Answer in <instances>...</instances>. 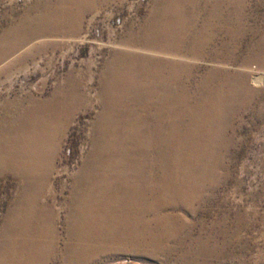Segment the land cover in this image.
<instances>
[{
	"label": "rangeland",
	"instance_id": "rangeland-1",
	"mask_svg": "<svg viewBox=\"0 0 264 264\" xmlns=\"http://www.w3.org/2000/svg\"><path fill=\"white\" fill-rule=\"evenodd\" d=\"M0 39V264H264V0H0Z\"/></svg>",
	"mask_w": 264,
	"mask_h": 264
},
{
	"label": "bare ground",
	"instance_id": "bare-ground-1",
	"mask_svg": "<svg viewBox=\"0 0 264 264\" xmlns=\"http://www.w3.org/2000/svg\"><path fill=\"white\" fill-rule=\"evenodd\" d=\"M60 2H62V1H60ZM76 2H77V0H76ZM64 3H65V1H64ZM61 4H62V3H61ZM61 4H60V5H61ZM66 5H67V3H66ZM69 5H70V4H69ZM73 5H74V4H73ZM45 7H46V6H45ZM78 7H79V6H78ZM45 9H46V8H45ZM52 9H53V8H52ZM52 9L50 8V10H52ZM56 9H57V8H56ZM58 9H59V8H58ZM74 9H75V7H74ZM80 9H81V8H80ZM52 12H53V10H52ZM52 12H49V13H52ZM43 15H44V14H43ZM48 15H49V14H48ZM79 15H81V14H79ZM83 15H84V14H83ZM45 16H47V15L45 14ZM73 17H74V16H73ZM73 17H72V18H73ZM85 17H86V16H85ZM85 17H84V18H85ZM54 18H55V17H54ZM71 20H72V19H71ZM93 20H94V19H93ZM79 22H80V21H79ZM82 22H83V21H82ZM92 22H93V21H92ZM92 22H91V23H92ZM166 22H167V21H166ZM81 24H82V23H81ZM92 25H93V24H92ZM148 25H149V24H148ZM150 25H151V24H150ZM14 27H15V26H14ZM16 28H17V27H16ZM16 28H14V29H16ZM88 29H89V27H88ZM73 31H74V30H73ZM74 33H75V32H74ZM87 33H89V32H87ZM154 33H155V32H154ZM154 33H152V34H154ZM158 34H159V33H158ZM87 36H88V35H87ZM157 36H158V35H157ZM162 36H163V35H162ZM81 38H82V37H81ZM81 38H80V39H81ZM85 38H86V37H85ZM1 39H2V38H1ZM1 39H0V40H1ZM14 39L16 40V37H15ZM14 39H13V40H14ZM71 39H72V38H71ZM77 39H78V38H77ZM75 40H76V39H75ZM79 41H80V40H79ZM101 41H102V40H101ZM76 42H77V41H76ZM102 42H103V41H102ZM3 49H4V48H3ZM4 50H5V49H4ZM5 51H6V50H5ZM28 51H29V50H28ZM121 58H122V57H121ZM113 59L115 60L116 58H113ZM118 59H119V58H118ZM121 60H122V59H121ZM124 60H125V58H124ZM115 62H116V61H115ZM120 62H121V61H120ZM134 62H135V61H134ZM117 63H118V62H117ZM126 63H127V62H126ZM93 65H94V64H93ZM114 66H115V65H114ZM112 67H113V66H112ZM109 68H110V67H109ZM120 68H121V67H120ZM120 68H119V69H120ZM127 68H128V67H127ZM123 69H124V68H123ZM133 69H134V68H133ZM112 71H113V70H112ZM115 71H116V70H115ZM109 73H110V72H109ZM130 73H131V72H130ZM103 74H104V73H103ZM105 74H107V73H105ZM113 74H114V73H113ZM116 74H117V73H116ZM138 74H139V73H138ZM109 75H110V74H109ZM109 75H108V76H109ZM128 75H129V73H128ZM135 75H136V74H135ZM154 75H155V74H154ZM67 76H68V75H67ZM117 76H118V75H117ZM117 76H116V77H117ZM129 76H130V75H129ZM139 76H140V75H139ZM148 76H150V75H148ZM114 77H115V76H114ZM120 77H121V76H120ZM134 77H135V76H134ZM140 77H141V76H140ZM64 78H67V77L65 76ZM103 78H105V77H103ZM107 78H108V77H107ZM138 78H139V77H138ZM155 78H156V77H155ZM159 78H160V77H159ZM70 79H71V78H70ZM101 79H102V78H101ZM111 79H112V77H111ZM147 79H148V78H147ZM45 80H46V79H45ZM107 80H108V79H107ZM130 80H131V79H130ZM152 80H154V79H152ZM67 81H68V79H67ZM126 81H127V80H126ZM134 81H135V80H134ZM136 81H137V80H136ZM162 81H163V80H162ZM65 82H66V81H65ZM100 82H101V80H100ZM45 83H46V81H45ZM67 83H68V82H67ZM67 83H64V86H65V84H67ZM150 83H151V82H150ZM76 84H77V83H76ZM116 84H117V83H116ZM166 84H167V83H166ZM59 85H60V84H59ZM70 85H71V84H70ZM70 85H69V86H70ZM101 85H103V84H101ZM120 85H121V84H120ZM147 85H148V84H147ZM163 85H165V84H163ZM76 86H77V85H76ZM110 86H111V85H110ZM142 86H143V85H142ZM148 86H149V85H148ZM168 86H169V85H168ZM59 87H60V86H59ZM70 87H71V86H70ZM72 87H74V86H72ZM153 87H154V86H153ZM153 87H152V88H153ZM75 88L78 89L79 87H75ZM152 88H151V89H152ZM57 89H60V88H57ZM57 89H56V91H57ZM72 89H73V88H72ZM107 89H108V88H107ZM62 90H63V88H62ZM74 90H75V89H74ZM74 90H72V91H74ZM149 90H150V89H149ZM58 91H59V90H58ZM58 91H57V92H58ZM76 91H78V90H76ZM101 91H102V90H101ZM141 91H144V89L141 90ZM57 92H55V93H57ZM64 92H65V91H64ZM68 92H69V91H68ZM109 92H110V91H109ZM158 92H159V91H158ZM173 92H174V91H173ZM173 92H172V94H173ZM91 93H92V92H91ZM143 93H144V92H143ZM164 93H165V92H164ZM53 94H54V93H53ZM108 94H109V93H108ZM114 94H115V93H114ZM144 94H145V93H144ZM54 95H55V94H54ZM67 95H68V94H67ZM151 95H152V94H151ZM161 95H162V94H161ZM29 96H31V95H29ZM56 96H57V95H56ZM124 96H125V95H124ZM138 96H139V95H138ZM34 97H35V96H34ZM51 97H52V96H51ZM64 97H65V96H64ZM74 97H75V96H74ZM74 97H73V99H74ZM157 97H158V96H157ZM29 98H30V97H29ZM35 98H36V97H35ZM48 98H49V97H48ZM124 98H125V97H124ZM159 98H160V97H159ZM163 98H164V97H163ZM165 98H166V97H165ZM56 99H57V98H56ZM60 99H61V98H60ZM65 99H66V98H65ZM73 99H72V102H74ZM75 99H76V98H75ZM92 99H94V98H92ZM101 99H102V98H101ZM177 99H178V98H177ZM53 100H54V99H53ZM63 100H64V98H63ZM145 100H146V99H145ZM160 100H161V99H160ZM164 100H165V99H164ZM25 101H27V100H25ZM35 101H36V100H35ZM49 101H51V100H49ZM54 101H55V100H54ZM70 101H71V100H70ZM107 101H108V100H107ZM46 102H47V101H46ZM72 102H71V103H72ZM94 102H95V101H94ZM44 103H45V102H44ZM67 103L70 104V102H66V104H67ZM75 103H76V100H75ZM155 103H156V102H155ZM23 104H24V103H23ZM160 104H163V103H160ZM18 105H20V103H19ZM35 105H36V104H35ZM52 105H53V104H52ZM73 105H74V104H73ZM75 105H76V104H75ZM90 105H91V104H90ZM152 105H153V104H152ZM155 105H156V104H155ZM158 105H159V101H158ZM166 105H167V104H166ZM15 106H16V105H15ZM22 106H23V105H22ZM156 106H157V105H156ZM162 106H163V105H162ZM164 106H165V105H164ZM164 106H163V109H164ZM167 106H168V105H167ZM12 107H13V106H12ZM58 107H59V106H58ZM107 107H109V106H107ZM154 107H155V106H154ZM73 108H74V107H73ZM110 108H111V107H110ZM112 108H113V107H112ZM112 108H111V109H112ZM13 109H15V108H13ZM106 109H107V108H106ZM111 109H110V110H111ZM113 109H114V108H113ZM113 109H112V110H113ZM156 109H157V108H156ZM159 109H160V108H159ZM163 109H162V110H163ZM171 109H172V108H171ZM18 110H19V109H18ZM62 110H63V109H62ZM62 110H61V111H62ZM110 110H108V111H110ZM112 110H111V111H112ZM157 110H158V109H157ZM162 110H161V111H162ZM10 111H11V110H10ZM28 111H30L29 108H28ZM45 111H46V110H45ZM57 111H58V110H57ZM63 111H64V110H63ZM65 111H66V110H65ZM127 111H128V110H127ZM171 111H173V110H171ZM30 112H31V111H30ZM59 112H60V111H59ZM163 112H164V111H163ZM165 112H166V111H165ZM106 113L108 114V112H106ZM116 113H117V112H116ZM125 113H126V109H125L124 114H125ZM157 113H158V112H157ZM168 113H169V111H168ZM13 114H14V113H13ZM27 114H28V112H27ZM27 114H26V115H27ZM60 114H61V112H60ZM114 114H115V113H114ZM128 114H129V113H128ZM159 114H160V113H159ZM163 114H164V113H163ZM170 114H171V113H170ZM62 115H64V114H62ZM62 115H61V116H62ZM121 115H122V114H121ZM126 115H127V114H126ZM126 115H125V116H126ZM164 115H166V114H164ZM49 116H50V115H49ZM59 116H60V115H59ZM166 116H167V115H166ZM17 117H18V116H17ZM113 117H115V116H113ZM128 117H129V116H128ZM164 117H165V116H164ZM5 118H6V117H5ZM5 118H4V119H5ZM15 118H16V117H15ZM52 118H53V117H52ZM58 118H59V117H58ZM101 118H102V117H101ZM104 118H106V117H104ZM116 118H118V117H116ZM129 118H130V117H129ZM129 118H128V119H129ZM131 118H132V117H131ZM165 118H166V117H165ZM171 118H172V117H171ZM161 119H163V118L161 117ZM102 120H103V119H101L100 121H102ZM167 120H168V118H167ZM14 121H15V120H14ZM103 121H104V120H103ZM159 121H160V120H159ZM1 122H2V121H1ZM4 122H5V121H4ZM59 122H60V121H59ZM104 122H105V121H104ZM116 122H117V121H116ZM124 122H125V121H124ZM157 122H158V121H157ZM163 122H165V121H163ZM166 122H168V121H166ZM169 122H170V121H169ZM32 123H33V122H32ZM44 123H45V122H44ZM100 123H101V122H100ZM159 123H160V122H159ZM159 123H158V124H159ZM14 124L16 125V123H14ZM98 124H99V123H98ZM154 124H155V123H154ZM168 124H169V123H168ZM170 124H171V123H170ZM18 125H19V124H18ZM122 125H123V124H122ZM131 125H132V124H131ZM133 125H134V124H133ZM135 125H136V124H135ZM34 126H35V125H34ZM34 126H33V127H34ZM99 126H100V125H99ZM114 126H115V125H114ZM143 126H145V125H143ZM143 126H142V127H143ZM149 126H150V125H149ZM153 126H154V125H153ZM157 126H158V125H157ZM162 126H165V125H162ZM166 126H167V125H166ZM6 127H7V125H6ZM39 127H40V125H39ZM127 127H128V126H127ZM130 127H131V126H130ZM137 127H138V126H137ZM158 127L160 128V126H158ZM11 128H12V127H11ZM34 128H35V127H34ZM103 128H104V127H103ZM107 128H108V127H107ZM133 128H134V127H133ZM140 128H141V127H140ZM162 128H163V127H162ZM162 128H161V132H162ZM168 128H171V126H170V127L168 126ZM173 128H174V127H173ZM1 129H2V128H1ZM5 129H6V128H5ZM32 129H33V128H32ZM101 129H102V127H101ZM111 129H112V128H111ZM123 129H124V128H123ZM123 129H122V130H123ZM129 129H130V128H129ZM134 129H135V128H134ZM144 129H146V128H144ZM152 129H153V128H152ZM154 129H155V128H154ZM3 130H4V129H3ZM118 130H119V129H118ZM166 130H167V129H166ZM105 131H108V130H105ZM142 131H143V130H142ZM154 131H155V130H154ZM156 131H157V130H156ZM159 131H160V130H159ZM159 131H158V132H159ZM163 131H164V130H163ZM174 131H175V130H174ZM4 132H5V131H4ZM6 132H7V130H6ZM121 132H122V131H121ZM127 132H128V131H126V133H127ZM136 132H137V131L135 130V133H136ZM143 132H144V131H143ZM161 132H159V133L161 134ZM164 132H165V131H164ZM168 132H169V131H168ZM107 133H108V132H107ZM126 133H125V135H126ZM131 133H132V132H131ZM137 133H138V132H137ZM137 133H136V134H137ZM156 133H157V132H156ZM122 134H124V133H122ZM127 134H128V133H127ZM138 134H139V133H138ZM140 134H141V133H140ZM140 134H139V136H140ZM142 134H143V133H142ZM154 134H155V133H154ZM171 134H172V133H171ZM6 135H7V134H6ZM55 135H56V134H55ZM102 135H104V134H102ZM113 135H114V134H113ZM145 135H146V134H145ZM155 135H156V134H155ZM8 136H9V135H8ZM100 136H101V135H100ZM127 136H128V135H127ZM130 136H131V135H130ZM147 136H148V135H147ZM54 137H55V136H53V138H54ZM105 137H106V136H105ZM118 137H119V136H118ZM140 137H142V135H141ZM150 137H152V136H150ZM160 137H161V136H160ZM164 137H165V135L163 136V138H164ZM8 138H9V137H8ZM17 138H18V136H17ZM31 138H32V137H31ZM125 138H126V137H125ZM127 138H128V137H127ZM148 138H149V136H148ZM163 138H161V139H163ZM13 139H14V138H13ZM32 139H33V138H32ZM54 139H55V138H54ZM99 139H100V138H99ZM131 139H132V138H131ZM142 139H143V138H142ZM150 139H151V138H150ZM169 139H170V138H169ZM25 140H26V139H25ZM101 140H102V139H101ZM103 140H104V138H103ZM121 140H122V139H121ZM126 140H128V139H126ZM126 140H125V141H126ZM145 140L147 141L146 138H145ZM154 140H155V139H154ZM3 141H4V140H3ZM23 141H24V140H23ZM41 141H42V139H41ZM104 141H106V139H105ZM129 141H130V140H129ZM141 141H142V140H141ZM141 141H139V142H141ZM149 141H150V140H149ZM4 142H5V141H4ZM18 142H19V141H18ZM25 142H28V141H25ZM97 142H98V141H97ZM99 142H101V141H99ZM142 142H143V141H142ZM160 142H162V141L160 140ZM34 143H35V141H34ZM36 143H37V142H36ZM42 143H43V142H42ZM53 143H54V142H53ZM53 143H52V144H53ZM95 143H96V142H95ZM95 143H94V144H95ZM121 143H122V142H119V144H121ZM143 143H144V142H143ZM164 143H165V142H164ZM167 143H168V141H167ZM167 143H166V144H167ZM0 144H1V143H0ZM11 144H12V142H11ZM11 144H10V145H11ZM31 144H32V142H31ZM112 144H113V143H112ZM137 144H138V143H137ZM6 145H7V144H6ZM10 145H8V146H10ZM17 145H19V144H17ZM20 145H21V144H20ZM20 145H19V146H20ZM96 145H97V146H100V145H98V144H96ZM109 145H110V144H109ZM140 145H141V143H140ZM142 145H143V144H142ZM146 145H148V144H146ZM101 146H102V145H101ZM105 146H108V145L106 144ZM0 147H1V146H0ZM10 147H12V146H10ZM37 147H39V146L37 145ZM147 147H148V146H147ZM31 148H32V147H31ZM42 148H43V147H42ZM142 148H143V147H142ZM21 149H22V148H21ZM44 149H45V147H44ZM26 150H27V148H26ZM26 150H25V151H26ZM11 151H12V150H11ZM14 151H15V148H14ZM17 151H19V149H18ZM28 151H29V150H28ZM18 153H21V154H22V151L20 150ZM23 153H25V152L23 151ZM27 153H28V152H27ZM3 154H4V153H3ZM8 154H9V153H8ZM11 154H13V153H11ZM14 154H15V153H14ZM15 155H16V154H15ZM31 155H32V154H31ZM7 156H8V155H7ZM17 156H18V155H17ZM20 156H21V155H20ZM5 157H6V156H5ZM37 157H38V156H37ZM22 158H23V157H22ZM0 159H1V158H0ZM4 159H5V158H4ZM12 159H13V158H12ZM16 159H17V157H16ZM18 159H20V158H18ZM32 159H33V158H32ZM33 160H34V159H33ZM0 161H1V160H0ZM2 161H3V160H2ZM6 161H7V159H6ZM4 162H5V161H4ZM27 162H30V161H29V158H28V161H27ZM31 162H32V161H31ZM31 162H30V163H31ZM119 162H120V160H119ZM113 163H114V162H113ZM0 164H1V163H0ZM3 165H4V164H3ZM13 165L15 166L14 163H13ZM5 166H6V165H5ZM18 166H19V165H18ZM118 166H119V165H118ZM7 167H8V166H7ZM7 167H6V168H7ZM116 168H117V166H116ZM137 168H138V167H137ZM140 168H141V167H140ZM11 169H12V168H11ZM14 169H15V168H14ZM16 169H17V168H16ZM38 169H39V168H38ZM15 171H17V170H15ZM18 171H19V169H18ZM22 171H24V169H23ZM115 171H116V170H115ZM141 171H142V170H141ZM39 172H40V171H39ZM117 172H119V171H117ZM121 172H122V174L124 173L123 171H121ZM126 172H127V171H126ZM150 172H151V171H150ZM23 173H26V171H24ZM127 173H128V172H127ZM14 174H15V173H14ZM19 174H20V172H19ZM21 174H22V173H21ZM122 174H120V177H121V176L124 177ZM137 174H139V171L137 172ZM16 175H18V174H16ZM24 175H25V174H24ZM40 175H41V174H40ZM129 175H131V174H129ZM19 176H21V175H19ZM22 176H23V174H22ZM26 176H27V174H26ZM116 176H118V174H116ZM134 176H135V175H134ZM138 176H139V175H138ZM140 176H142L141 173H140ZM23 177H25V176H23ZM32 177H34V176H32ZM146 177H147V176H146ZM29 178H30V177H29ZM126 178H129V177L126 176ZM137 178H138V177H137ZM22 179H24V178H22ZM120 179H121V178H120ZM120 179H119V181H120ZM144 179H145V178H144ZM144 179H143V180H144ZM148 179H149V178H148ZM28 180H29V179H28ZM33 180H34V179H33ZM36 180H37V179H36ZM107 180H109V179H107ZM126 180H130V179H126ZM139 180H140V179H139ZM24 181H25V179H24ZM29 181H30V180H29ZM29 181H27V182H29ZM140 181H142V179H141ZM140 181H139V182H140ZM31 182H32V181H30V183H31ZM117 182H118V181H117ZM129 182H130V181H129ZM136 182H137V180H136ZM142 182H145V181H142ZM147 182L149 183V181H147ZM106 183H107V182H106ZM127 183H128V182H127ZM127 183H126V184H127ZM150 183H151V182H150ZM35 184H38V183L35 182ZM76 184H77V183H76ZM90 184H91V183H90ZM109 184H110V183H109ZM118 184H121V183L119 182ZM144 184H145V183H144ZM20 185H21V184H20ZM96 185H97V184H96ZM100 185H101V184H100ZM127 185H128V184H127ZM152 185H153V183H152ZM24 186H27V185H24ZM74 186H75V185H74ZM105 186H106V185H105ZM147 186H148V184H147ZM36 187H37V186H36ZM93 187H94V186H93ZM95 187H96V186H95ZM111 187H112V186H111ZM122 187H124V186L122 185ZM126 187H127V186H126ZM130 187H131V186H130ZM140 187H142V186L140 185ZM143 187H144V186H143ZM151 187H152V186H151ZM26 188H27V187H25V189H26ZM147 188H148V187H147ZM28 189H29V188H28ZM74 189H75V188H74ZM78 189H79V188H78ZM86 189H87V188H86ZM121 189H122V188H121ZM127 189H128V188H127ZM141 189H143V188H141ZM23 190H24V189H23ZM29 190H30V189H29ZM109 190H110V189H109ZM129 190H130V189H129ZM107 191H108V190H107ZM130 191H131V190H130ZM147 191H148V190H147ZM147 191H146V192H147ZM76 192H77V191H76ZM112 192L114 193V191H112ZM126 192H127V191H125V193H126ZM20 193H21V192H20ZM25 193H27V192H25ZM88 193H89V192H88ZM128 193H130V192H128ZM147 193H148V192H147ZM78 194H79V192H78ZM93 194H95V193H93ZM99 194H100V193H98L97 196H99ZM119 194H120V193H119ZM141 194H142V193H141ZM22 195H23V193H22ZM73 195H74V194H73ZM95 195H96V194H95ZM105 195H107V194H105ZM110 195H111V194H110ZM128 195H129V194H128ZM101 196H102V194H101ZM103 196H104V195H103ZM130 196H131V195H130ZM138 196H140V195H138ZM24 197H25V196H24ZM84 197H86V196L84 195ZM92 197H93V196H92ZM21 198H22V197H21ZM76 198H78V197H76ZM88 198H90V197H88ZM95 198H96V197H95ZM104 198H105V197H104ZM110 198H111V197H110ZM93 199H94V198H93ZM102 199H103V197H102ZM106 199H107V198H106ZM115 199H116V197H115ZM125 199H126V198H125ZM129 199H130V198H129ZM137 199H138V198H137ZM79 200H80V199H79ZM89 200H90V199H89ZM95 200H96V199H95ZM100 200H101V198H100ZM103 200H104V199H103ZM126 200H127V199H126ZM132 200H134V199H132ZM18 201H19V200H18ZM77 201H78V199H77ZM118 201H120V200H118ZM128 201H129V200H128ZM141 201H142V200H141ZM22 202H23V201H22ZM81 202H82V201H81ZM90 202H91V201H90ZM94 202H95V201H94ZM100 202H101V201H100ZM102 202H103V201H102ZM104 202H105V201H104ZM136 202H137V200H136ZM76 203H77V202H76ZM88 203H89V202H88ZM91 203H92V202H91ZM95 203H96V202H95ZM98 203H99V202H98ZM98 203H97V204H98ZM115 203H118V202H116V200H115ZM122 203H123V200H122ZM128 203H129V202H128ZM139 203H140V202H139ZM19 204H20V203H19ZM80 204H82V203H80ZM80 204H79V205H80ZM84 204H86V203H84ZM101 204H102V203H101ZM105 204H106V203H105ZM108 204H109V203H108ZM118 204H119V203H118ZM129 204H130V203H129ZM137 204H138V203H137ZM16 205H17V204H16ZM86 205H88V204H86ZM89 205H91V204H89ZM124 205H125V204H124ZM140 205H141V204H140ZM14 206H15V205H14ZM82 206H84V205H82ZM95 206H96V205H95ZM109 206H111V205H109ZM109 206H108V207H109ZM19 207H20V205H19ZM77 207H78V206H77ZM84 207H85V206H84ZM111 207H112V206H111ZM122 207H123V205H122ZM16 208H17V207H16ZM16 208H15V209H16ZM78 208L80 209V207H78ZM87 208H88V207H87ZM91 208H92V207H91ZM93 208H95V207L93 206ZM99 208H100V207H99ZM123 208H124V207H123ZM11 209L13 210V207H12ZM74 209H76V208H74ZM74 209H73V210H74ZM18 210H19V209H18ZM101 210H102V209H101ZM71 211H72V210H71ZM88 211H89V210H88ZM99 211H100V210H99ZM105 211H106V210H105ZM107 211H108V210H107ZM17 212H18V211H17ZM73 212H74V211H73ZM90 212H91V211H90ZM85 213H86V212H85ZM88 213H89V212H87V214H88ZM95 213H96V210H95ZM11 214H12V213H11ZM13 214H14V213H13ZM16 214H18V213H16ZM70 214H71V213H70ZM90 214H91V213H90ZM76 215H78V214L76 213ZM46 216H47V215H46ZM72 216H73V215H72ZM9 217H10V216H9ZM17 217H18V216H17ZM74 217H76V216H74ZM74 217H73V218H74ZM85 217L88 218L87 216H85ZM85 217H83V218H85ZM11 218H12V215H11ZM14 218H15V217H14ZM45 218H46V217H45ZM68 218H69V217H68ZM68 218H67V219H68ZM71 218H72V217H71ZM81 219H82V218H81ZM7 220H8V219H7ZM9 220H10V219H9ZM11 220H13V219H11ZM18 220H19V218H18ZM42 220H43V219H42ZM72 220H73V219H71V221H72ZM79 220H80V219H79ZM85 220H86V219H85ZM15 221H16V220H15ZM69 221H70V220H69ZM71 221H70V222H71ZM73 221H74V220H73ZM77 222H79V221H77ZM6 223H7V222H6ZM11 223H12V222H11ZM22 223H23V222H22ZM24 223H25V222H24ZM31 223H32V222H31ZM68 223H69V222H68ZM14 224H15V223H14ZM16 224H17V223H16ZM48 225H50V224H48ZM78 225H79V224H78ZM5 226H6V224H5ZM31 226H32V225H31ZM14 227H15V226H14ZM52 227H53V225H52ZM46 228H47V227H46ZM48 228H50V226H49ZM9 229H10V227H9ZM12 229L14 230V228H12ZM19 229H20V228H19ZM19 229H18L17 231H19ZM22 229H24V228H22ZM30 229H31V228L29 227V230H30ZM20 230H21V229H20ZM44 230H45V229H44ZM47 230H48V229H47ZM47 230H46V231H47ZM50 230H51V228H50ZM54 230H55V228H54ZM70 230H71V229H70ZM15 231H16V229H15ZM71 231H72V230H71ZM6 232H8V231L5 230V233H6ZM24 232H25V229H24ZM49 232H50V231H49ZM52 232H54V231H52ZM16 233H17V232H16ZM30 233H31V231H30ZM68 233H69V232H68ZM9 234H10V232H9ZM22 234H23V233H22ZM28 234H29V233H28ZM36 234H37V233H36ZM29 235H30V234H29ZM34 235H35V234H34ZM34 235H33V236H34ZM26 236H27V235H26V233H25V237H26ZM35 236H36V235H35ZM35 236H34V237H35ZM0 237H1V236H0ZM18 237H19V236H18ZM21 237L24 238V235L21 236ZM34 237H33V238H34ZM1 238H2V237H1ZM28 239H29V238H28ZM28 239H27V240H28ZM0 240H1V239H0ZM10 240H11V239H10ZM19 240H20V239H19ZM23 240H24V239H23ZM23 240H22V242H23ZM25 240H26V239H25ZM17 241H18V240H17ZM20 241H21V240H20ZM28 241H29V240H28ZM41 241H42V240H41ZM0 242H1V241H0ZM1 243H2V242H1ZM9 244H10V243H9ZM28 244H29V243H28ZM29 245H30V244H29ZM0 246H1V245H0ZM11 246H12V245H11ZM23 246H24V245H23ZM42 246H43V245H42ZM13 248H14V247H13ZM13 248H12V250H13ZM8 249H9V248H8ZM17 249H18V248H17ZM17 249H16V250H17ZM36 249H37V248H36ZM44 249H45V248H44ZM0 250H1V249H0ZM3 251H5V250H3ZM14 251H15V250H14ZM12 252H13V251H12ZM26 252H27V251H26ZM2 253H3V252H2ZM16 254H17V252H16ZM16 254H15V255H16ZM18 254H19V253H18ZM20 254H21V253H20ZM27 254H28V253H27ZM15 255H14V257H15ZM24 255H25V254H24ZM32 255H33V254H32ZM12 256H13V255H12ZM17 256H18V255H17ZM19 256H20V255H19ZM0 257H1V256H0ZM21 257H23V256L21 255ZM24 258H26V257H24ZM24 258H23V259H24ZM26 259H27V258H26ZM30 259H31V258H30ZM32 260H33V259H32ZM62 260H63V259H62ZM19 261H20V260H19ZM31 262H32V261H31ZM4 263H5V261H4ZM23 263H24V262H23ZM5 264H7V263H5ZM30 264H32V263H30Z\"/></svg>",
	"mask_w": 264,
	"mask_h": 264
}]
</instances>
